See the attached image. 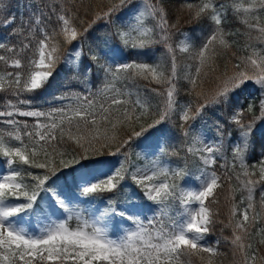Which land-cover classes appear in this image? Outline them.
I'll return each mask as SVG.
<instances>
[{
  "label": "snow or ice",
  "instance_id": "obj_1",
  "mask_svg": "<svg viewBox=\"0 0 264 264\" xmlns=\"http://www.w3.org/2000/svg\"><path fill=\"white\" fill-rule=\"evenodd\" d=\"M224 246L264 264V0H0V264Z\"/></svg>",
  "mask_w": 264,
  "mask_h": 264
},
{
  "label": "trees",
  "instance_id": "obj_2",
  "mask_svg": "<svg viewBox=\"0 0 264 264\" xmlns=\"http://www.w3.org/2000/svg\"><path fill=\"white\" fill-rule=\"evenodd\" d=\"M170 2L172 4H176L178 3V0H170ZM185 27H188L187 25ZM137 163H143V161H137ZM219 233V228L217 229V234ZM227 234V233H226ZM210 239H215V236L211 237ZM221 252L224 253V255H222L218 261L217 264H231L232 262V254L231 252L228 250L227 246H224L221 248Z\"/></svg>",
  "mask_w": 264,
  "mask_h": 264
}]
</instances>
